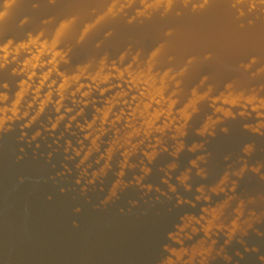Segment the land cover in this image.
I'll return each instance as SVG.
<instances>
[{"label": "water", "instance_id": "1", "mask_svg": "<svg viewBox=\"0 0 264 264\" xmlns=\"http://www.w3.org/2000/svg\"><path fill=\"white\" fill-rule=\"evenodd\" d=\"M0 264H264V0H0Z\"/></svg>", "mask_w": 264, "mask_h": 264}]
</instances>
